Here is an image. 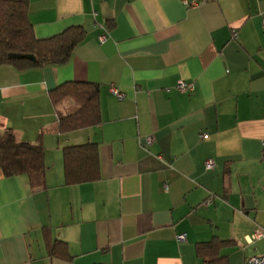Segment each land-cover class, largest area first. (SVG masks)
Returning a JSON list of instances; mask_svg holds the SVG:
<instances>
[{
    "label": "crops",
    "instance_id": "crops-1",
    "mask_svg": "<svg viewBox=\"0 0 264 264\" xmlns=\"http://www.w3.org/2000/svg\"><path fill=\"white\" fill-rule=\"evenodd\" d=\"M29 4L38 39L77 26L87 35L64 66L0 68V133L30 143L43 133L46 165L41 189L0 170V264L264 256V236L249 239L264 234V0ZM179 81L195 90L181 93ZM67 82L100 86V125L56 132L77 111L49 97ZM86 143L99 145L101 179L67 186L63 149Z\"/></svg>",
    "mask_w": 264,
    "mask_h": 264
},
{
    "label": "trees",
    "instance_id": "trees-1",
    "mask_svg": "<svg viewBox=\"0 0 264 264\" xmlns=\"http://www.w3.org/2000/svg\"><path fill=\"white\" fill-rule=\"evenodd\" d=\"M86 35V30L77 26L50 38L38 39L30 22L29 0H0V68L11 67L24 72L64 66L85 41ZM100 94L99 85L85 82H67L52 90L49 97L56 108L67 100L77 107L76 112L59 116L56 132L65 135L100 125ZM42 135L38 141L30 143L19 141L10 129L0 133V170L6 177L27 176L32 189L45 188ZM63 158L65 185L101 179L98 144L65 147ZM58 246L64 248L66 244Z\"/></svg>",
    "mask_w": 264,
    "mask_h": 264
},
{
    "label": "built area",
    "instance_id": "built-area-1",
    "mask_svg": "<svg viewBox=\"0 0 264 264\" xmlns=\"http://www.w3.org/2000/svg\"><path fill=\"white\" fill-rule=\"evenodd\" d=\"M187 6H190L192 4H189L185 2ZM194 5V4H193ZM100 41L103 43L105 41V37H101ZM178 89L181 93L187 94L191 93L195 90V85L193 83H187L185 81H179L178 82ZM111 92L115 97L118 98L119 101H123L125 99V94L118 90L115 86L111 87ZM147 145H150L154 142V138H149L146 140ZM216 167V162L212 159L206 161V170L211 171ZM212 203V200H208L204 203L205 206H209ZM264 234L257 232L253 237L249 238L250 242H253L255 239H259L263 237ZM186 238L185 235L178 236L179 241H184ZM246 264H264V256H252L247 259Z\"/></svg>",
    "mask_w": 264,
    "mask_h": 264
},
{
    "label": "rangeland",
    "instance_id": "rangeland-1",
    "mask_svg": "<svg viewBox=\"0 0 264 264\" xmlns=\"http://www.w3.org/2000/svg\"><path fill=\"white\" fill-rule=\"evenodd\" d=\"M68 101V100H67ZM66 102V101H65ZM62 106V105H61Z\"/></svg>",
    "mask_w": 264,
    "mask_h": 264
}]
</instances>
